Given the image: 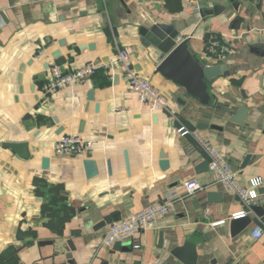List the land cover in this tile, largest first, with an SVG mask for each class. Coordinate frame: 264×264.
Wrapping results in <instances>:
<instances>
[{"label":"crops","instance_id":"obj_1","mask_svg":"<svg viewBox=\"0 0 264 264\" xmlns=\"http://www.w3.org/2000/svg\"><path fill=\"white\" fill-rule=\"evenodd\" d=\"M195 4L0 0V264H70L69 253L75 264H183L171 251L187 242L197 245V264H264V235L250 236L264 215L251 211L253 224L233 237L228 224L243 209L239 198L217 184L210 169L198 171L206 154L177 133L181 125L202 131L240 172L244 187L262 178L255 204L264 209V0H202L201 11ZM156 24L174 27L198 59L224 67L209 84L208 104L157 72V49L141 35ZM214 36L233 49L224 60L207 51ZM123 50L134 71L166 96L167 110L140 103L120 70ZM52 63L66 72L87 65L100 70L83 84L45 94ZM242 107L249 109L245 122L231 123ZM69 135L93 141L91 154L56 155L55 143ZM6 142L28 143V157ZM85 160L95 162V176L88 177ZM192 180L202 188L185 195L181 187ZM174 188L182 198L156 229L122 241L119 249L102 246L109 225L94 228L105 217L125 220ZM211 193L221 198L212 200Z\"/></svg>","mask_w":264,"mask_h":264},{"label":"built area","instance_id":"obj_2","mask_svg":"<svg viewBox=\"0 0 264 264\" xmlns=\"http://www.w3.org/2000/svg\"><path fill=\"white\" fill-rule=\"evenodd\" d=\"M195 10L201 11L202 0H195ZM181 42L180 39H178ZM207 51L210 55L218 60H224L233 53V49L220 42L219 37L214 36L209 40ZM129 53L123 50L119 54L120 70L125 80L130 85L132 91L138 97L140 103L154 111H165L168 109V99L153 84L140 77L130 64ZM100 67L95 65H87L72 72H66L60 65L56 63L50 64V77L44 86L45 94H56L66 87L83 84L94 77ZM180 137H192L202 148L207 156L209 169L214 176L215 182L224 186L228 191L236 195L243 209L234 214L230 220H237L249 216L251 207L260 200V187L263 179L255 177L250 180L249 186L244 187L239 180L240 172L233 168L212 145L207 136L200 130L189 129L181 125L177 129ZM94 149V142L86 140L79 135L63 136L54 145V152L58 156H83L91 154ZM185 195H193L201 190V185L197 180H192L182 185ZM182 195L178 189H171L165 193L163 201L157 205L147 208L137 214H133L125 220L117 221L110 224L103 232L101 244L104 247H111L126 239L135 240L141 231H149L156 229L159 220L172 212ZM223 220L213 223L216 227L225 224ZM264 235V223H258L251 231L252 239L258 240ZM141 245L135 243V248L140 249Z\"/></svg>","mask_w":264,"mask_h":264},{"label":"water","instance_id":"obj_3","mask_svg":"<svg viewBox=\"0 0 264 264\" xmlns=\"http://www.w3.org/2000/svg\"><path fill=\"white\" fill-rule=\"evenodd\" d=\"M212 11L209 12L211 14ZM141 35L144 39V43L154 46L158 55L157 72L163 77L173 82L179 88H182L186 93L200 101L203 104H208L209 84L223 75L224 67L222 64H207L195 56L190 49L189 41L187 39L181 42L177 41L179 32L172 26H166L162 24H156L150 29H143ZM106 63V62H105ZM49 66V64H48ZM25 66L23 65L21 70L23 71ZM22 75L19 76L21 78ZM249 114V109L242 107L236 114L230 118V122L238 125H242ZM4 147L10 149L21 158H27L28 143H16L6 142ZM127 168H130L128 154L125 155ZM251 155H247L242 165V169L246 168ZM85 167L87 169L88 177H93L97 174L96 164L93 160H85ZM164 165V164H163ZM166 165V164H165ZM49 160H43V168L48 169ZM209 170V163L205 162L201 164L198 171L204 172ZM212 200H219L221 198L220 193H211ZM251 211L258 217L262 218L264 215V209L262 205H253ZM120 221L118 215L105 217L95 228V231L104 229L107 225ZM253 218L247 216L245 218L231 220L228 224V231L234 237L243 231L250 228L253 224ZM70 249L73 251L75 247L71 241L68 242ZM121 242L115 245L116 249H119ZM171 254L177 258L183 264H197L199 260V254L197 252V245L191 242L185 243L183 246L175 247L172 249ZM67 258L70 264H75L72 260V254H68ZM106 264V263H105Z\"/></svg>","mask_w":264,"mask_h":264}]
</instances>
